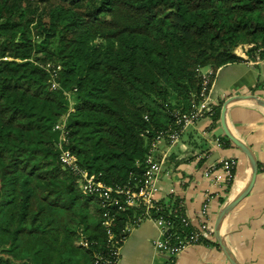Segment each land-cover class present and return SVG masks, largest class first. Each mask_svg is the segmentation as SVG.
<instances>
[{"label":"trees","instance_id":"16d2710c","mask_svg":"<svg viewBox=\"0 0 264 264\" xmlns=\"http://www.w3.org/2000/svg\"><path fill=\"white\" fill-rule=\"evenodd\" d=\"M241 44L264 58V0H0V264H94L106 250L102 199L61 161L56 126L66 115L64 147L78 167L138 192L153 142L180 132L201 102L200 70L213 69L209 92L220 67L245 61ZM110 207L118 236L145 211ZM152 213L193 234L177 197L155 201Z\"/></svg>","mask_w":264,"mask_h":264},{"label":"crops","instance_id":"0c3cea01","mask_svg":"<svg viewBox=\"0 0 264 264\" xmlns=\"http://www.w3.org/2000/svg\"><path fill=\"white\" fill-rule=\"evenodd\" d=\"M244 46L236 54L245 61L226 64L215 73L207 97L210 106L216 107L231 96L251 94L264 83V58H249L247 50L252 45ZM256 95L264 99V87L256 90ZM228 125L253 150L258 170L251 191L224 220L222 234L239 264H264V108L254 100L237 101L229 106ZM224 137L221 120L204 115L180 132L170 131L156 141L160 169L159 190L154 197L157 201L177 197L194 228L203 222L205 202L209 203L208 220L214 228L223 203L248 180V157L233 143L227 145ZM226 159L236 161L231 186L216 184L208 174ZM162 237V229L152 219L133 226L122 245L119 264H169L168 255L154 246ZM205 238L207 243L192 244L174 256V264H231L214 233Z\"/></svg>","mask_w":264,"mask_h":264},{"label":"built area","instance_id":"2783aa9c","mask_svg":"<svg viewBox=\"0 0 264 264\" xmlns=\"http://www.w3.org/2000/svg\"><path fill=\"white\" fill-rule=\"evenodd\" d=\"M50 65L48 66V68ZM211 69V68H210ZM203 78V89L201 93V102L197 106L195 111H192L188 114H184L180 121L183 123V128L192 124L194 121L203 117L204 115H213V107L207 103L208 90L207 86L211 81V77L214 74L213 69L200 70ZM57 77V73L53 70V76ZM53 87L57 88L60 85L55 79H52ZM66 95H68L66 93ZM68 97V96H67ZM69 99V98H68ZM70 101V100H69ZM73 104L70 105L71 111L74 110ZM66 115L63 120L57 124L56 129L61 130L62 137L61 142L59 143L62 150L61 161L70 167L75 174L79 176L81 189L84 193L96 195L102 199V207L104 210V221L103 226L106 228L107 240H106V250L99 252L95 255L94 264H119L121 256L122 245L133 226L138 225L145 219L154 220L162 229L163 237L161 240H157L154 246L162 253L167 254L168 256H177L184 248L197 244L200 236H212L213 227L211 226L208 215H209V203L205 202L202 210L201 217L203 218L202 224L193 230V234L190 237H182L175 232H171L173 225L163 214L159 216H153L152 208L153 203L157 201L154 197L155 193L159 190L157 185V179L160 169V162L156 158L157 144L156 141L153 142L151 152L147 156V171L144 174V182L140 191H132L126 187L118 186L107 187L98 181L93 175H90L88 172L80 169L77 165V158L70 153L68 149L64 147V127L67 119ZM236 161L234 159H226L222 162L220 167L212 168L211 173L214 182L216 184H231L235 176ZM174 190H172L173 192ZM117 193L119 195H125V200H119L118 198H113L112 194ZM139 204L145 205V211L143 215L136 218L135 220L129 222L126 227L123 229L121 235H116L113 230V219L114 214L110 206H117L119 211H126L130 206H137ZM182 222L184 225H191L188 217L186 215L182 216ZM80 243L83 246H88V241L85 237L82 236Z\"/></svg>","mask_w":264,"mask_h":264},{"label":"water","instance_id":"95a60500","mask_svg":"<svg viewBox=\"0 0 264 264\" xmlns=\"http://www.w3.org/2000/svg\"><path fill=\"white\" fill-rule=\"evenodd\" d=\"M249 99L254 100L258 105L264 108V99L259 97L256 94H248V95H237L231 96L227 98L224 103L222 104L221 108V115L220 120L222 124L223 131L228 139L237 146L249 159L250 161V173L248 176V180L245 186L239 191L231 196L223 203L217 219L214 224L213 233L215 238L217 239L218 243L220 244L221 248L225 252L226 256L230 260L231 264H239L236 257L234 256L232 250L230 249L224 235L222 234V225L224 220L226 219L227 215L235 208V206L251 191L254 186L257 177V170H258V162L254 155L253 150L250 148L248 144L242 141L240 138L235 136L233 132L230 130L228 125V109L229 106L237 101ZM170 258L169 256H166Z\"/></svg>","mask_w":264,"mask_h":264},{"label":"rangeland","instance_id":"374dc122","mask_svg":"<svg viewBox=\"0 0 264 264\" xmlns=\"http://www.w3.org/2000/svg\"><path fill=\"white\" fill-rule=\"evenodd\" d=\"M46 21H47V19H45ZM245 44H241V45H239L236 49H235V52L236 51H241V49L242 48H244L245 46H244ZM248 45H251V44H248ZM249 48V47H248ZM54 68V66L53 65H51L50 64V67H49V71L50 72H52V74H53V69ZM203 69H206V68H203ZM206 70H211L210 68H207ZM52 79H55L56 81H57V77H52ZM67 96H68V98H69V100H70V103L71 104H73V102H74V94H73V92H67ZM58 212V214L57 215H65L66 213L64 212V211H57ZM2 256H3V258H7V259H10V260H12V261H18V258H16V257H12L11 255H9L8 253H2Z\"/></svg>","mask_w":264,"mask_h":264}]
</instances>
